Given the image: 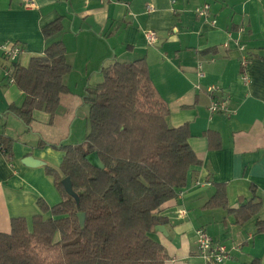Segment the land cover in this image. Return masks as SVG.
<instances>
[{
	"label": "crops",
	"instance_id": "0c3cea01",
	"mask_svg": "<svg viewBox=\"0 0 264 264\" xmlns=\"http://www.w3.org/2000/svg\"><path fill=\"white\" fill-rule=\"evenodd\" d=\"M33 4L29 8L26 0H0V44L23 47L21 66L27 67L32 58L61 41L73 68L65 77L71 91L101 84L99 70L105 62L145 59L154 86L169 106V125L189 127V144L200 166L191 170L177 198L161 208L168 219L162 225L167 236L157 232L154 237L167 252L166 264H205L198 252L200 229L229 248L232 258L226 264H264V0H33ZM205 4L211 7L209 20L196 14ZM150 5L155 8L152 13L147 12ZM59 18L62 32L46 39L43 28ZM240 28H245L240 36L251 60L247 81L236 41ZM147 31L156 33L155 44L147 43ZM71 75L79 82L72 83ZM210 87L219 91L212 95ZM68 96L52 123L48 114L36 111L27 131L9 112L12 105L22 104V93L0 76L4 98L0 136L13 140L11 155L0 151L2 233H10L13 218H25L31 228L40 213L39 199L49 206L61 202L46 167L59 168L65 156L51 144L73 145L67 141L78 105ZM221 98L229 113L211 115V101ZM208 132L217 134L213 147ZM42 141L47 145L40 147ZM218 184L227 188L228 209L206 208ZM252 202L258 213L242 222L243 208Z\"/></svg>",
	"mask_w": 264,
	"mask_h": 264
},
{
	"label": "trees",
	"instance_id": "16d2710c",
	"mask_svg": "<svg viewBox=\"0 0 264 264\" xmlns=\"http://www.w3.org/2000/svg\"><path fill=\"white\" fill-rule=\"evenodd\" d=\"M62 30L59 18L42 33L50 39ZM13 67L23 101L9 112L27 131L36 111L48 114L52 123L71 93L65 77L72 66L64 43L49 45L27 67L19 62ZM100 72L103 82L87 87L83 96L90 107L84 142L51 144L65 153L59 168L46 167L61 202L49 206L39 199L40 213L31 228L25 218L11 220L10 233L0 232V264H166L167 252L154 236L156 228L168 221L161 208L177 198L191 170L200 166L189 144L190 129L169 125V106L154 86L145 59L131 63L113 59L103 63ZM216 135L207 133L212 147ZM12 147L11 138L0 136V151L9 156ZM94 152L104 169L87 161ZM68 177L78 201L62 184ZM251 205L245 204L242 222L257 215ZM206 208H229L225 185H216ZM81 213L86 215L84 228Z\"/></svg>",
	"mask_w": 264,
	"mask_h": 264
},
{
	"label": "built area",
	"instance_id": "2783aa9c",
	"mask_svg": "<svg viewBox=\"0 0 264 264\" xmlns=\"http://www.w3.org/2000/svg\"><path fill=\"white\" fill-rule=\"evenodd\" d=\"M26 6L31 8L34 6L33 0H26ZM155 11L153 6L147 7V12L152 13ZM196 14L199 18L204 20L211 19V7L209 4H205L196 9ZM216 24V21H213ZM245 33V28L239 29V37L236 40L239 50L242 52L240 58V66L245 81L248 80L247 70L250 67V57L247 46L242 42L241 36ZM145 39L149 45H153L157 42V35L153 31L145 32ZM229 45L226 44L225 47ZM24 50L20 44L7 43L0 44V76L8 82L9 85H15L14 67L15 63H18ZM210 94L214 95L219 91L218 87L208 88ZM209 112L211 115L217 113L228 114L229 108L225 99H213L209 106ZM198 236V252L199 256L204 260L205 264H226L231 260V252L229 248L220 243L214 242L209 234L204 229L197 231Z\"/></svg>",
	"mask_w": 264,
	"mask_h": 264
},
{
	"label": "rangeland",
	"instance_id": "374dc122",
	"mask_svg": "<svg viewBox=\"0 0 264 264\" xmlns=\"http://www.w3.org/2000/svg\"><path fill=\"white\" fill-rule=\"evenodd\" d=\"M101 69V68H100ZM73 71V68H72ZM99 73L100 70H99ZM71 74V73H70ZM101 75V74H98ZM78 76L76 75H71L72 78V83L79 82V79L77 78ZM91 87V86H89ZM87 86L82 90L81 86L79 87H72L71 88V96H68L71 100L75 101L76 104L78 105L75 109V119L71 124L70 128V137L67 143L69 144H81L84 142L86 138L87 131L89 130V122H88V117H89V105L85 104L83 101V96L85 94V89ZM4 101V98L0 97V103ZM20 101L22 102L23 99L20 97ZM74 102V103H75Z\"/></svg>",
	"mask_w": 264,
	"mask_h": 264
},
{
	"label": "water",
	"instance_id": "95a60500",
	"mask_svg": "<svg viewBox=\"0 0 264 264\" xmlns=\"http://www.w3.org/2000/svg\"><path fill=\"white\" fill-rule=\"evenodd\" d=\"M86 159H87V161H88L93 167L98 168V169H104V165H103V163L101 162V160H100L99 155H98L97 152H94V153L88 155ZM26 164L32 166L30 163H26ZM62 184H63V186H64V188H65L67 194H68L69 196H71L72 198H75V199L78 201V199H77V195H76V193H75V191H74V187H73V183H72L71 179H70L69 177L66 178V179H64V180L62 181ZM78 217H79V220H80V225H81V227L84 228V227H85V220H86V215H85V213H81V214H79ZM156 231H157V232H161V233H163L165 236H167L166 231H165V228H164L163 226H158V227L156 228Z\"/></svg>",
	"mask_w": 264,
	"mask_h": 264
}]
</instances>
